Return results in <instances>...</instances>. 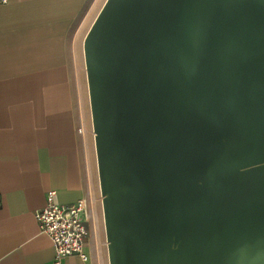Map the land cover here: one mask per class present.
Listing matches in <instances>:
<instances>
[{
  "label": "water",
  "instance_id": "1",
  "mask_svg": "<svg viewBox=\"0 0 264 264\" xmlns=\"http://www.w3.org/2000/svg\"><path fill=\"white\" fill-rule=\"evenodd\" d=\"M83 51L109 264H264V0H105Z\"/></svg>",
  "mask_w": 264,
  "mask_h": 264
},
{
  "label": "crops",
  "instance_id": "2",
  "mask_svg": "<svg viewBox=\"0 0 264 264\" xmlns=\"http://www.w3.org/2000/svg\"><path fill=\"white\" fill-rule=\"evenodd\" d=\"M104 2H0V264H58L36 218L50 191L87 203L89 258L60 264H109L83 51Z\"/></svg>",
  "mask_w": 264,
  "mask_h": 264
},
{
  "label": "built area",
  "instance_id": "3",
  "mask_svg": "<svg viewBox=\"0 0 264 264\" xmlns=\"http://www.w3.org/2000/svg\"><path fill=\"white\" fill-rule=\"evenodd\" d=\"M56 196V191H50L45 207L36 213L41 231L52 239L58 264L70 255L87 261L89 257L84 249L88 234L87 203L82 199L63 205L57 202Z\"/></svg>",
  "mask_w": 264,
  "mask_h": 264
},
{
  "label": "rangeland",
  "instance_id": "4",
  "mask_svg": "<svg viewBox=\"0 0 264 264\" xmlns=\"http://www.w3.org/2000/svg\"><path fill=\"white\" fill-rule=\"evenodd\" d=\"M95 0H93V3H94ZM89 11V10H88ZM93 161H94V157H93ZM95 181H96V178L93 177V184H95ZM94 213L96 215V217L98 218V223L101 221V218H102V213L100 212V208L97 204H95L94 206ZM91 222L93 223V217L91 216ZM106 244V242H104Z\"/></svg>",
  "mask_w": 264,
  "mask_h": 264
}]
</instances>
